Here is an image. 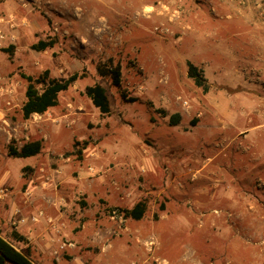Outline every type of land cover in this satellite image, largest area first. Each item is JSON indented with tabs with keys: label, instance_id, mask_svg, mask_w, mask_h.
<instances>
[{
	"label": "rangeland",
	"instance_id": "1",
	"mask_svg": "<svg viewBox=\"0 0 264 264\" xmlns=\"http://www.w3.org/2000/svg\"><path fill=\"white\" fill-rule=\"evenodd\" d=\"M0 31L4 238L32 215V200H47L70 219L51 217L48 264H264L262 0H0ZM47 39L52 48H31ZM99 66H119L120 86ZM44 71L79 78L24 119L22 75ZM96 84L108 114L84 93ZM36 140L37 156H8L9 145ZM138 202L143 218H125L120 210Z\"/></svg>",
	"mask_w": 264,
	"mask_h": 264
},
{
	"label": "trees",
	"instance_id": "2",
	"mask_svg": "<svg viewBox=\"0 0 264 264\" xmlns=\"http://www.w3.org/2000/svg\"><path fill=\"white\" fill-rule=\"evenodd\" d=\"M55 39L39 40L31 46L35 51L41 52L55 45ZM98 72L100 75L109 76L111 83L115 87H119L121 83L120 67L116 66L113 69H107L106 66H99ZM187 76L197 87L207 91L205 79L199 70L192 63H187ZM26 80L27 85L24 92L25 100L21 106V114L24 119H29L32 115H42L50 108L57 105L58 94L66 91L79 78L77 73H73L64 80L49 78L48 72L44 71L40 76L33 77L30 75H22ZM85 95L89 98L92 105L101 113L108 114L110 112L109 99L106 90L100 85L89 86L85 89ZM123 98H126L122 94ZM130 102H135V98H129ZM157 113L164 115L163 111L157 110ZM169 124L175 126L180 121L178 113L169 116ZM191 124H195L192 121ZM77 144V143H76ZM42 148L41 141H30L24 143L20 148H15L12 145L8 146L7 154L12 158H31L40 154ZM144 202H138L130 209H121L120 212L125 218L140 220L145 212ZM11 239L17 243H26L24 237L19 235L17 231H11ZM0 264H33L29 257L16 249L12 243L4 239L0 235Z\"/></svg>",
	"mask_w": 264,
	"mask_h": 264
},
{
	"label": "crops",
	"instance_id": "3",
	"mask_svg": "<svg viewBox=\"0 0 264 264\" xmlns=\"http://www.w3.org/2000/svg\"><path fill=\"white\" fill-rule=\"evenodd\" d=\"M263 42L264 39H260L261 49L259 55H261L262 58L264 56ZM261 68H262L261 70L255 73H256V78H260L261 80L260 81L261 91H258V93L261 94L262 97L257 98L256 102L254 103V107L255 109H260L264 111V96H263L264 95V61L262 62ZM242 106H243V110H250L251 108H253L250 104V100L247 99L243 101ZM257 114H259L257 118H260L262 120L260 122H256V127H260L264 125V112L262 113L257 112ZM245 116H247L248 119H252L253 117L252 113H248ZM263 151H264V146H263ZM28 206L32 207L31 209H33L31 211L32 215L30 214L31 216H26V217L22 216L21 220L17 222L18 225L15 230L19 235L25 238L26 243H17L12 239L9 242L12 243L16 249L25 253L33 264H48L53 249L52 243L50 242L53 233L50 229L49 223H47V219L48 218L52 219L51 217H56V218H61L67 223V221L70 220L67 219L68 217L66 214L67 210L64 209V212L62 214L61 213L58 214L57 213L58 211L55 208H52L51 205L47 202V200L35 201V203L34 200H32ZM40 213L41 215L39 216ZM31 217H36L37 221L32 222L30 220ZM66 232H67V227L65 229V233ZM17 245H19V247Z\"/></svg>",
	"mask_w": 264,
	"mask_h": 264
},
{
	"label": "built area",
	"instance_id": "4",
	"mask_svg": "<svg viewBox=\"0 0 264 264\" xmlns=\"http://www.w3.org/2000/svg\"><path fill=\"white\" fill-rule=\"evenodd\" d=\"M262 2L264 3V0H262ZM9 23V22H8ZM5 38H8L7 36H4V34H2V32L0 31V48H1V44L3 42V40ZM11 39H13V37H11ZM184 105H186V103H184ZM40 216V215H39ZM32 222H36L37 218L36 217H31L30 219ZM47 223L51 224L52 220L51 219H47ZM56 242L58 243V249H63L65 247L64 242H62L60 239H57Z\"/></svg>",
	"mask_w": 264,
	"mask_h": 264
}]
</instances>
